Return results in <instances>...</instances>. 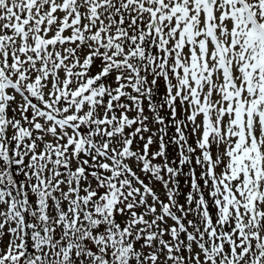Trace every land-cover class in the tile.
I'll return each instance as SVG.
<instances>
[{
	"label": "snow or ice",
	"instance_id": "1",
	"mask_svg": "<svg viewBox=\"0 0 264 264\" xmlns=\"http://www.w3.org/2000/svg\"><path fill=\"white\" fill-rule=\"evenodd\" d=\"M0 264H264V0H0Z\"/></svg>",
	"mask_w": 264,
	"mask_h": 264
}]
</instances>
